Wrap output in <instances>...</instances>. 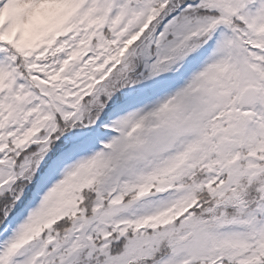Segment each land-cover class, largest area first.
<instances>
[{"label": "snow or ice", "instance_id": "6c2138e0", "mask_svg": "<svg viewBox=\"0 0 264 264\" xmlns=\"http://www.w3.org/2000/svg\"><path fill=\"white\" fill-rule=\"evenodd\" d=\"M0 264H264V0H0Z\"/></svg>", "mask_w": 264, "mask_h": 264}]
</instances>
